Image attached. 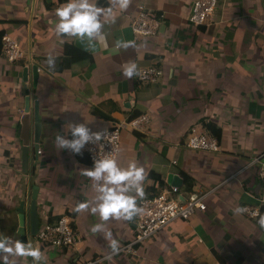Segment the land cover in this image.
I'll use <instances>...</instances> for the list:
<instances>
[{"label": "crops", "instance_id": "crops-1", "mask_svg": "<svg viewBox=\"0 0 264 264\" xmlns=\"http://www.w3.org/2000/svg\"><path fill=\"white\" fill-rule=\"evenodd\" d=\"M193 1L91 0L109 11L100 17L103 38L89 42L56 33L55 10L68 0H0V238L11 246L20 242L16 209L37 188L40 226L67 216L81 239L76 248L58 250L32 237L24 245L40 249L39 264H85L103 257L104 264H264V229L235 212L259 205L262 184L257 167H246L264 154V0H220L202 27L189 22ZM140 7L161 16L154 38L134 36L131 24ZM5 35L19 42L25 59L7 61ZM133 64L126 77L125 68ZM34 66L40 69L36 84ZM147 68L163 72L158 83L140 81ZM29 103L33 122L38 104L42 129L39 143L33 131L26 147L21 121ZM142 116L150 120L142 131L121 133L118 165L127 168L134 161L145 174L143 195L134 189L129 194L152 196V173L165 186L179 177L188 191L185 173L194 189L216 191L206 211L173 223L134 247V254H114L105 232L120 250L136 237V216L105 221L94 213L97 192L85 174L93 168L90 159L60 148L56 137L71 139L70 124L98 131ZM196 123L219 129V138L210 132L219 153L186 147ZM81 203L87 207L78 210ZM96 224L104 227L93 233ZM4 256L7 264H32L31 257L2 252L0 264Z\"/></svg>", "mask_w": 264, "mask_h": 264}, {"label": "built area", "instance_id": "built-area-1", "mask_svg": "<svg viewBox=\"0 0 264 264\" xmlns=\"http://www.w3.org/2000/svg\"><path fill=\"white\" fill-rule=\"evenodd\" d=\"M220 0H194L189 22L195 27L205 26L208 20L216 12ZM162 25L161 16L144 7H140L137 16L131 24V29L136 40L154 38L158 35ZM2 54L7 61L15 63L26 57V52L19 42L10 37L3 36ZM28 70H30L28 68ZM40 69L38 68V72ZM163 72L157 68L143 69L139 73V79L144 84L158 83L163 76ZM29 80V79H28ZM150 122L147 116L136 118L129 122H122L113 128L91 131L100 132L105 135L99 142L87 143L79 154L89 157L91 166L94 161L112 154L116 160L119 156L122 145V129L131 128L134 131H142L144 126ZM207 123L194 124L186 136V147L193 151L219 153L220 144L212 136ZM41 151L38 154L41 155ZM73 153V152H72ZM74 154V153H73ZM173 164H177L176 161ZM257 167V175L262 181L259 191V205L245 206L247 211L243 212L249 219L258 220L260 215H264V154L252 159L246 169ZM216 189H192L183 190L176 186H164L155 196L135 198L137 207L141 212L136 215V237L134 241L122 247L114 254H134V247L153 239L160 231L169 227L177 221L190 220L198 211L207 210V200L215 193ZM40 244L53 249L76 248L80 243V236L76 232L72 220L61 217L57 221H45L40 227L36 236ZM108 257H103L85 264H104ZM215 264H224L217 262Z\"/></svg>", "mask_w": 264, "mask_h": 264}, {"label": "clouds", "instance_id": "clouds-1", "mask_svg": "<svg viewBox=\"0 0 264 264\" xmlns=\"http://www.w3.org/2000/svg\"><path fill=\"white\" fill-rule=\"evenodd\" d=\"M121 6L126 5L122 4ZM108 11L97 7L91 0H68L67 3L55 10V15L58 18L55 23V31L58 35L67 34L81 39L87 38L89 42L93 39H102L100 17ZM121 46L127 47L128 43ZM48 63L52 64L53 61L50 59ZM134 68V64L127 66L124 75L131 77ZM69 129L72 138L67 139L63 135H57L56 143L60 148L69 149L74 154H79L87 143L99 142L105 135L100 132H91L85 124H70ZM85 174L94 182L93 187L97 192L98 203L92 211L98 212L102 220L106 221L110 217L131 220L141 212V209L137 207L135 197L129 194L134 189L137 195H143L144 169L137 167L134 161L129 162L127 168H122L118 165L115 156L108 154L95 160L93 168L86 169ZM86 207V203H81L78 205V210ZM245 211H247L246 208L235 209L236 213ZM257 222L264 229V215H260ZM103 227L102 224H96L91 228V231L95 233ZM105 236L111 241L110 247L113 253L118 252V242L112 239L111 232H105ZM0 252L31 257L32 264H39L42 258L39 248L26 246L19 241L11 246L7 238H0ZM3 264H7V256L3 257Z\"/></svg>", "mask_w": 264, "mask_h": 264}, {"label": "water", "instance_id": "water-1", "mask_svg": "<svg viewBox=\"0 0 264 264\" xmlns=\"http://www.w3.org/2000/svg\"><path fill=\"white\" fill-rule=\"evenodd\" d=\"M34 83L36 84L38 78V67L34 66ZM30 103L27 105L26 113L22 118L21 125V139L24 142L26 147L30 146L32 132L34 131L35 142L39 143L40 133L42 129V125L39 122V114H38V104L35 106V115L36 120L33 122L32 114L30 112L31 107ZM178 183L174 182L173 186L181 188L183 186V181L179 177H174ZM26 197V200H25ZM38 198V189L34 188L32 197L27 195L23 197V200L20 206L16 209L19 214V226H18V236L20 238V242L23 244L31 243L32 237H36L40 230V214L37 205Z\"/></svg>", "mask_w": 264, "mask_h": 264}, {"label": "trees", "instance_id": "trees-1", "mask_svg": "<svg viewBox=\"0 0 264 264\" xmlns=\"http://www.w3.org/2000/svg\"><path fill=\"white\" fill-rule=\"evenodd\" d=\"M2 38L3 37H1V43H2V48H3ZM207 128L209 129V131L211 133H213L214 135L217 136V138H219V134L218 133H220V131H219V129L216 128V126L214 124H211V123L208 124ZM78 156H80V155H78ZM88 162L90 163V160ZM183 174H184V179H185V183H186V186H187V190H192L193 189V185L191 184L192 183V179L187 174H185V173H183ZM152 179H154V181H155L154 185L156 187L155 193L152 196H155L163 189L165 184L159 182L160 181L159 177H153V173H152ZM50 222H54V221H50Z\"/></svg>", "mask_w": 264, "mask_h": 264}, {"label": "rangeland", "instance_id": "rangeland-1", "mask_svg": "<svg viewBox=\"0 0 264 264\" xmlns=\"http://www.w3.org/2000/svg\"><path fill=\"white\" fill-rule=\"evenodd\" d=\"M124 130L122 129L121 133L123 132Z\"/></svg>", "mask_w": 264, "mask_h": 264}]
</instances>
